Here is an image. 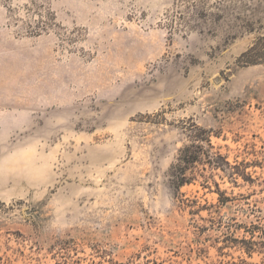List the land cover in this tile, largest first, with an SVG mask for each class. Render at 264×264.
Segmentation results:
<instances>
[{
	"label": "rangeland",
	"instance_id": "obj_1",
	"mask_svg": "<svg viewBox=\"0 0 264 264\" xmlns=\"http://www.w3.org/2000/svg\"><path fill=\"white\" fill-rule=\"evenodd\" d=\"M257 37L264 0H0V264H264Z\"/></svg>",
	"mask_w": 264,
	"mask_h": 264
},
{
	"label": "trees",
	"instance_id": "obj_2",
	"mask_svg": "<svg viewBox=\"0 0 264 264\" xmlns=\"http://www.w3.org/2000/svg\"><path fill=\"white\" fill-rule=\"evenodd\" d=\"M262 37H257L256 40L253 42V44L239 56V61L244 65H251V64H257L262 63L264 64V47L259 48V42L262 40ZM262 49L263 52H260ZM191 154H184L180 161L184 163L185 165L193 163L197 158H193L190 156ZM176 175V174H174ZM175 178H178L176 175ZM181 182H175V186H180Z\"/></svg>",
	"mask_w": 264,
	"mask_h": 264
}]
</instances>
